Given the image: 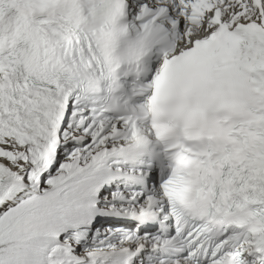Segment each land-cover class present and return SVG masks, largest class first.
<instances>
[{
  "label": "snow or ice",
  "instance_id": "6c2138e0",
  "mask_svg": "<svg viewBox=\"0 0 264 264\" xmlns=\"http://www.w3.org/2000/svg\"><path fill=\"white\" fill-rule=\"evenodd\" d=\"M0 264H264V0H0Z\"/></svg>",
  "mask_w": 264,
  "mask_h": 264
}]
</instances>
